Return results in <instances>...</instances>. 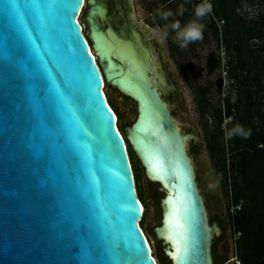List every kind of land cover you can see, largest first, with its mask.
I'll list each match as a JSON object with an SVG mask.
<instances>
[{
	"label": "water",
	"instance_id": "obj_1",
	"mask_svg": "<svg viewBox=\"0 0 264 264\" xmlns=\"http://www.w3.org/2000/svg\"><path fill=\"white\" fill-rule=\"evenodd\" d=\"M156 46L133 0H0V264H157L105 84L134 104L123 134L163 193L153 232L165 256L214 264L222 229L197 163L215 181L165 100L181 96Z\"/></svg>",
	"mask_w": 264,
	"mask_h": 264
},
{
	"label": "trees",
	"instance_id": "obj_2",
	"mask_svg": "<svg viewBox=\"0 0 264 264\" xmlns=\"http://www.w3.org/2000/svg\"><path fill=\"white\" fill-rule=\"evenodd\" d=\"M180 2L184 6V15L188 16L190 12H194L197 0H180ZM211 2L212 16L223 22L220 34L227 53L232 57L226 69L229 78L235 82L236 99L232 103V96L227 95L224 97L225 109L214 108L205 99L204 91L201 89L198 92L202 103L201 115H209L215 121L214 131L208 137L207 151L212 169L221 186L224 187V132L221 130L223 118L233 117L232 123L226 127L228 132L237 125L241 126L245 132L251 131L247 138L240 134L230 136L231 149L236 155V177L234 178L231 200L235 205L242 204V209L234 219L236 231L240 233V237L236 241L235 256L241 264H264V112L262 111L264 107V0H211ZM242 3L261 7L257 18L249 22L240 18L237 9ZM204 28L203 36H205ZM207 28L216 43V48H219L220 35L215 23L211 21ZM175 37L176 32L173 37H169V46L172 50L176 49L179 42ZM252 41L260 42L256 49L253 48ZM208 61L210 72H212L211 65L216 66L219 61L215 58L214 53L210 54ZM106 99L116 115L117 127L124 139L129 156L137 197L144 208L141 225L147 206H144L142 202L144 197L134 166V159L137 158L124 137V128L120 126L123 117L117 115L107 96ZM113 106L115 107V105ZM115 109L120 112L119 108L115 107ZM219 227H221L220 224ZM155 240L161 247L163 246L156 237ZM153 257L155 258L154 254ZM159 262L171 264L164 254V248H161ZM214 263L216 264L217 261L215 260Z\"/></svg>",
	"mask_w": 264,
	"mask_h": 264
},
{
	"label": "rangeland",
	"instance_id": "obj_3",
	"mask_svg": "<svg viewBox=\"0 0 264 264\" xmlns=\"http://www.w3.org/2000/svg\"><path fill=\"white\" fill-rule=\"evenodd\" d=\"M133 1L138 20L148 25L153 31L154 37L156 38L159 46H156L157 54H159V50L163 51L165 54L166 61L161 64L163 71L166 73H168L167 70L171 71V73H168V77L170 81L175 84L177 93L181 96V99L179 100L172 98L169 93L165 96V100L173 106L172 113L177 122L183 125L182 130L186 133L194 131L200 139V143L197 145L199 149L198 153L196 155L190 154L197 161L198 156L203 153L207 163V170L212 173L213 178L216 180L218 177L212 169L209 153L207 151L208 137L209 134H212L214 131L215 121L212 117H209V115H201L202 110H200V108L202 103L198 92L202 89L204 91L205 99L208 101L210 106L214 108L220 107L221 109H225L224 97L227 95L232 96V103L236 99L235 82L233 79L229 78V73L226 69L229 61L232 60V57L231 54L227 53L224 41L220 34L223 22L213 17L212 12L206 14L198 20V23L205 27V36H203L200 40L188 43L185 48L180 47V42H178L176 49L172 50L169 46V37H173L175 35V31H173L169 26L172 22L178 20L181 28H183L191 21V19H197L195 12H190L188 16L184 15V6L180 0ZM205 2L210 3L212 6L211 0H205ZM200 4H203L201 0H197L196 6ZM196 6H194V9ZM181 7L183 8V14L178 15V9ZM84 10L79 17V22L82 24L85 34L86 30L83 17ZM169 10H171L172 15L168 16L167 19H164L163 13ZM260 12L261 7L257 5H249L247 3H242V5L237 9L239 17L246 22L257 18ZM211 21L215 23L219 31V48H216V43L213 41L211 33L207 28V25ZM166 27L168 28L167 37L162 38L161 33ZM252 43L254 44L253 48L255 49L260 44L259 41H252ZM211 53H214L215 58L219 61L216 66L211 65L213 68L212 72H210L208 61ZM218 80L221 81L219 87L217 85ZM104 92L117 115L123 117L122 121H120L121 128L130 126L135 117L134 104L130 100L120 97L115 90H110L106 87ZM113 101L121 102L125 106L126 110L123 114L121 111L118 112L117 109H115ZM262 111L264 112V107L262 108ZM232 121L233 117H224L221 126V130L224 132L223 167L225 174V186L222 187V189L224 192L225 206L217 212L218 216H220L225 222V232L229 236V259L226 264H235L231 261V259L236 255V243L234 244L232 241L233 226L228 207L229 193L231 191L233 194L234 178L236 177V155L231 149L232 144L230 142V137L226 138V133H228L226 127L230 125ZM134 166L139 176L141 191L144 197L142 202L144 206H147L146 214L140 227L150 243L157 264H162L159 262V254L161 252V248L165 247H161L159 243L156 242L153 230L159 227L161 223V209L159 204L163 197V193L160 192L158 184L147 181L145 172L141 168L137 159H134ZM228 166L230 167L229 170ZM202 169L201 165L197 163V170L202 173ZM204 172L207 173L206 170ZM238 213L236 215H238ZM221 252H225V250L222 249Z\"/></svg>",
	"mask_w": 264,
	"mask_h": 264
},
{
	"label": "flooded vegetation",
	"instance_id": "obj_4",
	"mask_svg": "<svg viewBox=\"0 0 264 264\" xmlns=\"http://www.w3.org/2000/svg\"><path fill=\"white\" fill-rule=\"evenodd\" d=\"M214 66V65H213ZM171 97L174 98V94L170 93ZM120 97L127 99L120 95ZM177 99V98H176ZM129 100V99H128ZM199 149L197 145L191 144L190 153L192 155H196ZM202 173L197 170V177L200 192L204 198V202L206 204L208 215L210 222L216 223L218 226L220 224V228L222 229V234L220 237L213 240L212 245V257L213 261H217L216 264H226L228 261V247H229V236L225 232V222L223 219L218 216V210H221L222 207L225 206L224 201V192L222 186L218 179H214V184L208 180L207 174L204 172L206 169L201 165ZM225 250V252H221V250ZM226 262V263H224ZM215 264V263H214Z\"/></svg>",
	"mask_w": 264,
	"mask_h": 264
},
{
	"label": "clouds",
	"instance_id": "obj_5",
	"mask_svg": "<svg viewBox=\"0 0 264 264\" xmlns=\"http://www.w3.org/2000/svg\"><path fill=\"white\" fill-rule=\"evenodd\" d=\"M211 10H212L211 4L205 2L203 4L197 5L194 9L195 16L197 19L188 22L183 28H181L180 22L178 20L171 23V25L169 27L173 31L176 32L175 39L180 42L179 43L180 47L185 48V47H187L188 43L195 42L197 40L202 39V37H203V33H202L203 25L199 24L198 20L200 18H202L203 16H205L206 14L210 13ZM177 14L178 15L183 14V8L182 7L180 9H178ZM171 15H172V12H171V10H169V11L163 13V18L167 19L168 16H171ZM167 32H168V28L166 27L161 33L162 38L167 37ZM233 134H240V135H243L245 138H247L251 134V131L248 130L247 132H245L241 126L237 125L233 130L226 133V138L230 137Z\"/></svg>",
	"mask_w": 264,
	"mask_h": 264
},
{
	"label": "built area",
	"instance_id": "obj_6",
	"mask_svg": "<svg viewBox=\"0 0 264 264\" xmlns=\"http://www.w3.org/2000/svg\"><path fill=\"white\" fill-rule=\"evenodd\" d=\"M202 3H205V0H201ZM230 169V167L228 166V170ZM232 193L230 191L229 193V202H228V207H229V214L231 216V221H232V241L234 242V244L236 243V241L238 240L240 233H238L236 231L235 228V224H234V219L236 214L241 210V203L235 205L232 203ZM232 262H234L235 264H241V262L239 260H237L236 256H234L231 259Z\"/></svg>",
	"mask_w": 264,
	"mask_h": 264
},
{
	"label": "bare ground",
	"instance_id": "obj_7",
	"mask_svg": "<svg viewBox=\"0 0 264 264\" xmlns=\"http://www.w3.org/2000/svg\"><path fill=\"white\" fill-rule=\"evenodd\" d=\"M82 11H83V9H82ZM82 13V12H81ZM81 15V14H80ZM80 17V16H79ZM78 21H79V18H78ZM83 32V31H82ZM90 53H92V50H91V48H90ZM94 59H96V58H94ZM104 89H105V85H104V88H103V93H104V96L106 97V95H105V92H104ZM206 163V162H205ZM206 165H207V163H206ZM213 179V178H212ZM208 180L209 181H211V179L210 178H208Z\"/></svg>",
	"mask_w": 264,
	"mask_h": 264
},
{
	"label": "snow or ice",
	"instance_id": "obj_8",
	"mask_svg": "<svg viewBox=\"0 0 264 264\" xmlns=\"http://www.w3.org/2000/svg\"><path fill=\"white\" fill-rule=\"evenodd\" d=\"M80 2H81V0H80Z\"/></svg>",
	"mask_w": 264,
	"mask_h": 264
}]
</instances>
